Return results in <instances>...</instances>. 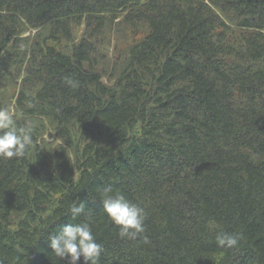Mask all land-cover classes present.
<instances>
[{
  "label": "trees",
  "instance_id": "trees-1",
  "mask_svg": "<svg viewBox=\"0 0 264 264\" xmlns=\"http://www.w3.org/2000/svg\"><path fill=\"white\" fill-rule=\"evenodd\" d=\"M9 107L34 131L0 157L2 264H68L47 237L80 202L99 264H264V0H0ZM106 187L144 209L137 238Z\"/></svg>",
  "mask_w": 264,
  "mask_h": 264
},
{
  "label": "clouds",
  "instance_id": "clouds-1",
  "mask_svg": "<svg viewBox=\"0 0 264 264\" xmlns=\"http://www.w3.org/2000/svg\"><path fill=\"white\" fill-rule=\"evenodd\" d=\"M68 83L73 82L69 80ZM33 131L34 125L30 121H26L23 126L17 124L13 108H0V157L4 159L24 157L26 150L33 144ZM99 195L104 212L119 227L118 235L122 239H135L145 231L146 213L143 208L119 192L113 194L108 187L100 190ZM70 212L73 219L84 214L85 220L79 223H66L58 232L49 233L47 239L52 253L61 260L67 259L68 264H77L81 258L84 264H99L103 246L97 243L93 235V217L86 211L83 202L74 205ZM239 240L238 235L226 233L218 234L216 237V243L220 247H234Z\"/></svg>",
  "mask_w": 264,
  "mask_h": 264
},
{
  "label": "rangeland",
  "instance_id": "rangeland-1",
  "mask_svg": "<svg viewBox=\"0 0 264 264\" xmlns=\"http://www.w3.org/2000/svg\"><path fill=\"white\" fill-rule=\"evenodd\" d=\"M83 28H84V26L82 25L80 27V29L78 30L79 37L82 35ZM112 36H113V38H112V44L111 45L108 46V43L106 41L105 43H99V48H100V51L102 50V53L106 54V56L117 57L119 52H123L121 49L125 50L127 48V46L129 45L128 41L130 39L125 38L124 40H120L119 37L116 35V33L112 34ZM126 37H128V35H126ZM117 40L119 41L118 46H116ZM46 137L50 139L51 136L49 134H47Z\"/></svg>",
  "mask_w": 264,
  "mask_h": 264
}]
</instances>
